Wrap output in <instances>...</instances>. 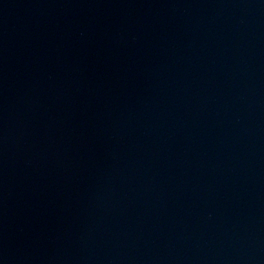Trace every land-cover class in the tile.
<instances>
[{"label":"water","instance_id":"obj_1","mask_svg":"<svg viewBox=\"0 0 264 264\" xmlns=\"http://www.w3.org/2000/svg\"><path fill=\"white\" fill-rule=\"evenodd\" d=\"M0 264H264V0H0Z\"/></svg>","mask_w":264,"mask_h":264}]
</instances>
